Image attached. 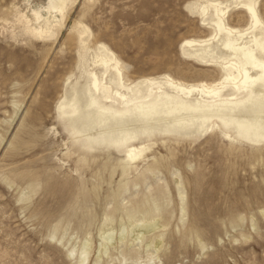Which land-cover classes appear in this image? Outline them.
<instances>
[{
  "label": "rangeland",
  "instance_id": "1",
  "mask_svg": "<svg viewBox=\"0 0 264 264\" xmlns=\"http://www.w3.org/2000/svg\"><path fill=\"white\" fill-rule=\"evenodd\" d=\"M201 1L68 0L63 29L47 41L26 27L34 12L53 24L50 0H0V264H80L87 242L85 264H264V144L219 131L161 137L148 161L125 172L124 154L78 149L58 114L80 75L78 22L91 31L88 45H107L130 81L219 80V70L183 52L185 40L213 35L189 11ZM259 13L264 20V0ZM230 23L248 20L236 9ZM148 168L156 174L144 176ZM155 204L162 218L149 230L141 221L156 216Z\"/></svg>",
  "mask_w": 264,
  "mask_h": 264
},
{
  "label": "bare ground",
  "instance_id": "2",
  "mask_svg": "<svg viewBox=\"0 0 264 264\" xmlns=\"http://www.w3.org/2000/svg\"><path fill=\"white\" fill-rule=\"evenodd\" d=\"M67 1L50 0L48 13L53 24L42 21V25V17L34 12L35 24L31 21L26 31L39 39L55 40L64 27V15H60ZM188 8L200 16L213 35L209 39L185 40L183 52L221 72L219 80L211 84H186L169 75L130 81L125 66L107 45H88L91 31L78 22L74 31L79 39L80 75L58 106L59 118L78 149L124 154L122 166L128 172L150 159L148 153L161 137L179 140L219 131L230 141L264 144V20L259 13L260 0H208ZM236 9L248 20L245 28L230 23ZM147 173L155 175L156 170L148 168L143 175ZM175 174L181 175L179 171ZM179 180L177 189L185 212L186 196ZM156 201L154 195L147 196L144 205L133 207L126 216L132 219L138 211L145 210V205ZM155 205L151 208L156 216L141 221L149 230L162 218L161 206ZM112 214L105 215L109 222L114 221ZM83 247L80 264L86 263L91 249L89 242Z\"/></svg>",
  "mask_w": 264,
  "mask_h": 264
}]
</instances>
